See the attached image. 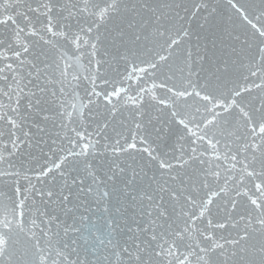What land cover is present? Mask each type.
<instances>
[{
	"label": "snow or ice",
	"instance_id": "6c2138e0",
	"mask_svg": "<svg viewBox=\"0 0 264 264\" xmlns=\"http://www.w3.org/2000/svg\"><path fill=\"white\" fill-rule=\"evenodd\" d=\"M0 264H264V0H0Z\"/></svg>",
	"mask_w": 264,
	"mask_h": 264
}]
</instances>
